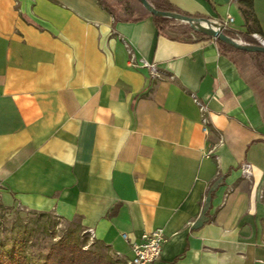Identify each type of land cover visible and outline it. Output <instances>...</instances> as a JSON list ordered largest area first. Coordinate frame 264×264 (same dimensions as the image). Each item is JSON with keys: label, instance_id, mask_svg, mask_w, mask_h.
Here are the masks:
<instances>
[{"label": "crops", "instance_id": "obj_1", "mask_svg": "<svg viewBox=\"0 0 264 264\" xmlns=\"http://www.w3.org/2000/svg\"><path fill=\"white\" fill-rule=\"evenodd\" d=\"M168 1L264 40V0H251L253 24L238 0ZM140 15L115 21L97 0H0V208L77 223L119 264L156 228L165 242L147 264H264L258 94L214 39H174Z\"/></svg>", "mask_w": 264, "mask_h": 264}, {"label": "rangeland", "instance_id": "obj_2", "mask_svg": "<svg viewBox=\"0 0 264 264\" xmlns=\"http://www.w3.org/2000/svg\"><path fill=\"white\" fill-rule=\"evenodd\" d=\"M114 7L119 8L125 15L132 13L140 15L147 12L137 0H122L117 4V0H108ZM177 31H187L190 29L188 24L179 21L175 22ZM167 31L170 29L166 28ZM171 36L178 37V33L169 32ZM184 38V37H182ZM193 39V36H190ZM234 39L243 43L252 44V39L256 40L249 34L233 35ZM229 55L238 63L250 83L264 89V59L260 60L258 66L252 53H242L235 51L234 48ZM259 101L264 113V99L259 95ZM72 236L79 244L82 250H94L106 257L112 264H119L114 255L108 250L98 246L93 237L86 229H82L77 223L64 222L52 214L41 216L39 213L27 211H12L0 208V242L9 248L14 242L20 239H26V244L22 246L24 252L30 258L31 263H38L43 260L48 248L61 237ZM20 245V244H18Z\"/></svg>", "mask_w": 264, "mask_h": 264}, {"label": "trees", "instance_id": "obj_3", "mask_svg": "<svg viewBox=\"0 0 264 264\" xmlns=\"http://www.w3.org/2000/svg\"><path fill=\"white\" fill-rule=\"evenodd\" d=\"M122 0H117V4L122 3ZM155 9L161 11L169 12H178L177 8L172 5L168 0H147ZM242 3L241 12L246 22L255 23V20L252 16L251 11V0H238ZM98 4L106 9L114 18V20H123V21H138L144 17V15H133L132 13L121 16L119 8L114 7V5L108 0H97ZM182 14V13H181ZM152 16L154 23L160 33L166 34V28L170 29L169 31H174L178 33V37H172L174 39H190V36L196 38V40H201L207 38L204 34L200 32L193 31L191 28L187 31H177L176 30V20L156 16L148 13ZM186 15V14H184ZM190 17L202 18L197 15H188ZM248 33H259V30L253 25L248 27ZM224 33L230 37L239 33H234L229 30H224ZM184 37V38H182ZM209 38V37H208ZM218 44L220 53L228 56L229 53L233 50L231 46L214 39ZM252 44H258L256 40L252 39ZM239 51L242 53H249L245 51ZM253 58L256 60L257 65H260V60L264 59V53L254 52L252 53ZM256 93L264 99V89H260L255 84H251ZM41 216H47L48 214L40 213ZM20 244V245H18ZM26 244V239H20L19 241L14 242L9 248H6L0 242V264H112L106 259L105 256L98 253L94 250H82L79 244L74 240L72 236L70 237H61L55 243H52L48 248L42 261L38 263H31L30 258L24 252L22 246Z\"/></svg>", "mask_w": 264, "mask_h": 264}, {"label": "built area", "instance_id": "obj_4", "mask_svg": "<svg viewBox=\"0 0 264 264\" xmlns=\"http://www.w3.org/2000/svg\"><path fill=\"white\" fill-rule=\"evenodd\" d=\"M218 26H221L223 30H229L230 23L233 22V18L231 16H227L223 21H213ZM255 39H260L259 35L256 33L251 34ZM127 46V45H126ZM130 60L134 63V57L130 50ZM145 66L150 69L151 76L153 78L158 77L159 74L156 71L154 65H150L144 61H140L139 66ZM137 65V64H134ZM194 101L199 107L201 113V123L204 132L208 130V118L206 116L207 108L204 103L198 101L194 98ZM242 176L249 177L251 174V166L248 163H243L240 167ZM92 236L91 230H86ZM123 239L128 241L127 234H122ZM165 242L164 232L161 228H156L148 233H143L140 236L139 241H129L130 248L133 253V256L129 260H124L122 264H147L157 260L162 251V245ZM116 260H121L122 256L119 253H113Z\"/></svg>", "mask_w": 264, "mask_h": 264}, {"label": "water", "instance_id": "obj_5", "mask_svg": "<svg viewBox=\"0 0 264 264\" xmlns=\"http://www.w3.org/2000/svg\"><path fill=\"white\" fill-rule=\"evenodd\" d=\"M137 1L143 6V8L148 13L152 15L166 17L182 23H186L193 31L200 32L206 37L222 41L223 43L231 46L234 49L249 53H264V40L262 39H256L258 44L249 45L226 35L221 26H218L216 23L209 19L190 17L188 15H184L178 12L161 11L155 9L147 0ZM212 23L215 24V27L212 26Z\"/></svg>", "mask_w": 264, "mask_h": 264}, {"label": "bare ground", "instance_id": "obj_6", "mask_svg": "<svg viewBox=\"0 0 264 264\" xmlns=\"http://www.w3.org/2000/svg\"><path fill=\"white\" fill-rule=\"evenodd\" d=\"M212 26H213V27H215V24H214V23H212Z\"/></svg>", "mask_w": 264, "mask_h": 264}]
</instances>
